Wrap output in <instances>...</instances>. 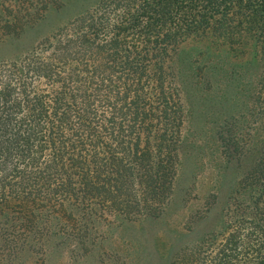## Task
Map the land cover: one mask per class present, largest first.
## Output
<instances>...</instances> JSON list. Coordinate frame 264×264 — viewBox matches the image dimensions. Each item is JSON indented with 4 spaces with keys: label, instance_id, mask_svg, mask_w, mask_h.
Here are the masks:
<instances>
[{
    "label": "trees",
    "instance_id": "trees-1",
    "mask_svg": "<svg viewBox=\"0 0 264 264\" xmlns=\"http://www.w3.org/2000/svg\"><path fill=\"white\" fill-rule=\"evenodd\" d=\"M197 32L264 63V0H99L44 39L48 56L0 61V264L86 248L110 217H162L184 123L167 57ZM255 101L264 129V70ZM243 182L224 236L183 264H264V131Z\"/></svg>",
    "mask_w": 264,
    "mask_h": 264
},
{
    "label": "rangeland",
    "instance_id": "rangeland-1",
    "mask_svg": "<svg viewBox=\"0 0 264 264\" xmlns=\"http://www.w3.org/2000/svg\"><path fill=\"white\" fill-rule=\"evenodd\" d=\"M98 3L0 0V61L48 56L44 39ZM205 34H192L167 57L178 72L184 123L162 217L132 223L110 217L96 223L86 248L66 243L51 253L30 251L18 264H183L184 256L216 246L230 224L228 204L243 199L235 191L259 158L263 114L255 100L264 63L252 45L239 50Z\"/></svg>",
    "mask_w": 264,
    "mask_h": 264
}]
</instances>
